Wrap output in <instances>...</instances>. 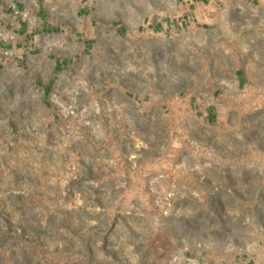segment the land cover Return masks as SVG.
Masks as SVG:
<instances>
[{
    "label": "rangeland",
    "instance_id": "374dc122",
    "mask_svg": "<svg viewBox=\"0 0 264 264\" xmlns=\"http://www.w3.org/2000/svg\"><path fill=\"white\" fill-rule=\"evenodd\" d=\"M24 1L0 0V264H264V13L175 36L138 30L155 0ZM216 87L208 126L188 98Z\"/></svg>",
    "mask_w": 264,
    "mask_h": 264
},
{
    "label": "crops",
    "instance_id": "0c3cea01",
    "mask_svg": "<svg viewBox=\"0 0 264 264\" xmlns=\"http://www.w3.org/2000/svg\"><path fill=\"white\" fill-rule=\"evenodd\" d=\"M17 2L19 7L25 3L24 0H17ZM14 3L15 1H12L13 8L16 7ZM80 3V8L86 11L87 3L83 0H80ZM250 11L264 13V0H155V5L144 17L138 30L142 28L147 34L168 33L175 34V36L183 33L211 31L231 20L234 21L233 16L236 13L241 14L243 18L249 17L252 14ZM39 12L41 9L37 12L40 26L51 28L54 31L56 23L52 21L51 13L46 5H43L42 14ZM20 26L23 25L20 24ZM27 34L31 37L32 31L27 30ZM61 62V60H56L55 65L62 66ZM260 75H263L262 70ZM236 76L240 84V75ZM217 90L218 87L207 95L191 92L188 98L191 109L208 126L218 123L220 114L223 112L224 105L221 102L223 89L219 92ZM185 258L188 259L187 257L182 259Z\"/></svg>",
    "mask_w": 264,
    "mask_h": 264
}]
</instances>
